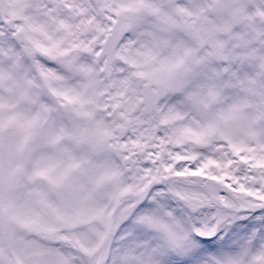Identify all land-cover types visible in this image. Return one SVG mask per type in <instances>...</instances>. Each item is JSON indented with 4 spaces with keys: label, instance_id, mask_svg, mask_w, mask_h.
I'll return each mask as SVG.
<instances>
[{
    "label": "snow or ice",
    "instance_id": "1",
    "mask_svg": "<svg viewBox=\"0 0 264 264\" xmlns=\"http://www.w3.org/2000/svg\"><path fill=\"white\" fill-rule=\"evenodd\" d=\"M0 264H264V0H0Z\"/></svg>",
    "mask_w": 264,
    "mask_h": 264
}]
</instances>
